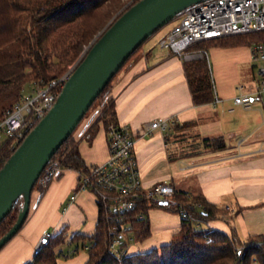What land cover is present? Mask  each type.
<instances>
[{
    "label": "crops",
    "instance_id": "obj_1",
    "mask_svg": "<svg viewBox=\"0 0 264 264\" xmlns=\"http://www.w3.org/2000/svg\"><path fill=\"white\" fill-rule=\"evenodd\" d=\"M205 50L217 77L226 76L252 58L249 44L225 46L211 40ZM183 66V61L159 42L154 51L150 45H143L112 82L117 122L130 126L134 134L142 184L168 182L188 196H204L224 209L222 216L197 219L196 226L202 230L228 234L234 230L242 240L264 234V204H258L264 202V151H257L264 144L252 146L246 137L237 135L234 124L225 118L221 103L231 95H220L214 87L216 99L194 104ZM153 120H167L168 126L151 128L148 124ZM87 127L75 136L80 155L86 165L103 162L108 157L106 128L98 122L94 135L88 138L84 135ZM203 138H221L224 146L204 147ZM77 184L76 170L65 168L41 193L32 192L26 219L0 248V264L31 261L34 246L46 230L53 231L51 238L62 239L55 246L57 264L85 263L88 252L81 237L93 233L98 205L90 190L78 192L75 200L68 203ZM195 208H200L199 203ZM157 216L164 222L157 225ZM144 217L149 223V235L152 229L160 230L159 237L145 245V250L168 242L181 225V217L166 208H149ZM202 224L205 227L201 228ZM137 232H126L130 252L126 254L144 251L138 249L143 244H131ZM131 248L137 250L133 252Z\"/></svg>",
    "mask_w": 264,
    "mask_h": 264
},
{
    "label": "trees",
    "instance_id": "obj_2",
    "mask_svg": "<svg viewBox=\"0 0 264 264\" xmlns=\"http://www.w3.org/2000/svg\"><path fill=\"white\" fill-rule=\"evenodd\" d=\"M126 1L0 0V113L22 95L27 84L41 87L64 74L93 35L104 29L110 20L118 17L137 0H131L125 6ZM262 39L264 32L229 36L212 41L231 46L250 45ZM210 41L200 42L194 47L205 49ZM141 45L142 43L124 61L87 109L88 111L97 99L109 96L107 100L101 101L99 118L106 129L109 124L118 123L115 103L111 96L113 79L139 51ZM183 65L192 102L202 104L216 99L207 56L183 61ZM60 90L61 88H58L57 92ZM99 121L90 126V137L94 135ZM37 122L38 120H35L30 124L27 133ZM73 132L61 144L59 158L65 168L85 171L86 164L72 136ZM21 141L14 143L12 139H7L0 145V167ZM201 142L204 147L211 149L224 146L221 138H203ZM34 191L40 193L43 191L37 181L32 188V192ZM174 197L181 201L193 218L181 217L179 230L168 242L159 247L125 254L120 258L112 254L108 248L112 216L103 204L97 202L95 229L91 235L81 237L82 246L86 247L88 252L84 264H252L254 261L264 264V234L252 235L242 240L234 230L228 234L220 230L199 229L196 226L197 219L207 220L222 216L224 209L207 201L204 196H188L184 191L177 189ZM197 203L200 205L199 209L195 208ZM21 205L22 200L18 198L10 212L0 221V237L15 222ZM151 207L175 211L167 204L144 199L135 211L121 219V222L129 221L132 225L133 223L141 225L138 239L149 234V223L145 217L140 219L137 215L139 213L146 215ZM61 241L59 236L50 238L42 250L26 264H57L55 246Z\"/></svg>",
    "mask_w": 264,
    "mask_h": 264
},
{
    "label": "built area",
    "instance_id": "obj_3",
    "mask_svg": "<svg viewBox=\"0 0 264 264\" xmlns=\"http://www.w3.org/2000/svg\"><path fill=\"white\" fill-rule=\"evenodd\" d=\"M264 32V0H202L185 8L178 20L159 38V45L177 56L181 61L206 56V50L195 48L200 42L229 36ZM251 56L259 60L258 79L248 85L247 90L233 96L234 104L250 107L255 99L264 102V39L249 45ZM75 67V66H74ZM69 68L60 77L50 80L41 87L32 85L9 107L0 113V134L14 143L22 140L35 120H40L51 108L58 96V88L74 69ZM149 127L166 129L167 120H153ZM108 157L105 161L86 165V170L75 169L78 184L68 197V203L75 200L78 192L92 191L97 202L108 209L112 216L109 229L108 248L120 258L127 253L125 222L121 219L135 211L145 199L153 202L165 201L182 218H193L185 206L174 197L176 189L168 182L158 181L144 186L134 153V134L130 126L111 123L106 129ZM60 146L45 164L37 178L38 186L45 190L49 183L65 169L59 153ZM257 151L262 152L264 148ZM55 155V156H54ZM138 218L144 214L139 213ZM52 230L44 231L33 249L38 254L49 242Z\"/></svg>",
    "mask_w": 264,
    "mask_h": 264
},
{
    "label": "water",
    "instance_id": "obj_4",
    "mask_svg": "<svg viewBox=\"0 0 264 264\" xmlns=\"http://www.w3.org/2000/svg\"><path fill=\"white\" fill-rule=\"evenodd\" d=\"M199 1L202 0H137L91 43L51 108L0 167V221L18 198L22 200L15 222L0 237V248L26 219L33 185L45 164L74 131L124 61L158 28Z\"/></svg>",
    "mask_w": 264,
    "mask_h": 264
},
{
    "label": "rangeland",
    "instance_id": "obj_5",
    "mask_svg": "<svg viewBox=\"0 0 264 264\" xmlns=\"http://www.w3.org/2000/svg\"><path fill=\"white\" fill-rule=\"evenodd\" d=\"M126 2L127 3L125 4V6L128 5L131 2V0H127ZM113 20H110V22L105 26V28ZM177 20H178V16H176L175 18L170 20L168 23L158 28L154 33H152L146 40L142 42L141 46L150 45L153 51L157 50L159 38L164 33H166L167 28H169L171 25L177 22ZM104 29L99 30L97 33L93 35L91 41L83 47L82 51L80 52V55L75 59L73 63H70L68 69L71 67H74L81 60V58L84 56L85 52L87 51L88 47L96 39V37L101 32H103ZM259 65H260L259 60L254 59V58H248L245 62L238 65L234 70L230 71L226 76H223V77L221 76L217 77L214 74V71L212 70L211 65H210V77L213 81V85L216 88V90L219 92L220 95H223V96L225 94L231 95V98L224 99V102L221 103L223 104L221 105L223 107V109L221 110L223 115L225 116L227 120L231 121L234 124L235 126L234 131H237L236 132L237 135L246 137L252 146H258V145L264 144V102L262 101V99H255L251 102V106L249 108H244L243 106L233 104L232 96H234L237 93L239 94V92L241 91L247 90L248 85L255 84V82L257 81L259 77L258 76ZM31 88L32 86L27 84L23 91L29 92L31 91ZM108 97L109 96H106L103 99H97L93 103L91 108L86 112L84 117H82V120H80V122L75 128V131L72 134L75 141H77L75 139L77 132L80 131L82 128H85L87 125L88 127L86 131H84V135L85 137H90L89 128L94 123L99 121V118L101 115V104H102L101 101L107 100ZM229 108H233V110L229 111L228 110ZM6 140H7V137L3 134H0V145ZM258 204H264V202H259ZM170 211L174 212L177 216H180L177 213V211H174V210H170ZM162 222H164V219L160 216H157L156 224L159 225ZM125 225L127 228L126 229L127 233H131V232L136 233V231H138L137 235L135 236V241L133 243L131 242V244L133 245L143 244L141 245L140 248H138L140 250H145L146 249L145 247H147L145 245L151 243L152 241H155V239H157L160 234V230H156L157 228H155L154 230L152 229V233L150 235L148 234L149 236L147 235L141 239H138V233L140 232L141 225L135 223L134 226H131L129 221H126ZM202 227H205V224H202L201 228ZM197 228L200 229V226ZM135 249L137 250V248ZM132 250L133 252L136 251L134 249ZM127 252L130 253L129 250Z\"/></svg>",
    "mask_w": 264,
    "mask_h": 264
}]
</instances>
